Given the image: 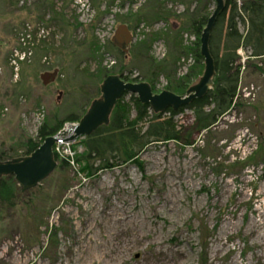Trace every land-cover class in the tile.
I'll return each instance as SVG.
<instances>
[{"label": "rangeland", "instance_id": "1", "mask_svg": "<svg viewBox=\"0 0 264 264\" xmlns=\"http://www.w3.org/2000/svg\"><path fill=\"white\" fill-rule=\"evenodd\" d=\"M214 8V0H0V151L35 140L44 124L82 118L99 96V70L120 65L111 43L119 25L134 29L128 50L160 31L179 33L182 46L193 49L191 23ZM140 9L145 16L137 24ZM169 46L160 37L149 56L171 59ZM123 55L131 79L147 83L144 65L130 50ZM246 61L240 107L194 146H149L139 157L142 169L127 164L87 178L75 162L81 138L63 142L58 153L55 145L53 174L23 194L16 186L17 205L0 209V264H264V167H231L264 146V59L249 68ZM201 65L191 85L203 74V59ZM193 68L200 66L185 53L176 79ZM54 72L55 81L43 86L40 76ZM164 75L154 94L164 90ZM175 121L191 126L194 114L187 110ZM60 160L69 162L66 169Z\"/></svg>", "mask_w": 264, "mask_h": 264}, {"label": "trees", "instance_id": "2", "mask_svg": "<svg viewBox=\"0 0 264 264\" xmlns=\"http://www.w3.org/2000/svg\"><path fill=\"white\" fill-rule=\"evenodd\" d=\"M160 14L158 16H163ZM144 16L141 9L135 13L136 23H141ZM210 16L211 13H198L196 20L191 23V28L197 38L193 49L184 48L179 33L173 31L167 34H163L162 31L153 33L144 41L131 46L129 50L132 60L144 65L146 71L142 78L151 86L153 93H156V83L160 75L165 74L166 76L164 90L180 96L200 76L202 58L199 54V37ZM129 29L134 32L132 27ZM160 37L166 39L170 45L168 48L174 52V57L171 59L166 57L157 63L149 56V52L154 41ZM240 49L247 54L246 68L252 65V61L260 63V60L264 59V0H225L224 12L217 19L211 31L209 50L216 74L213 79V89L204 98L194 100L189 106L178 111L168 109L162 114H154L149 106L142 105L134 95L125 94L117 102L108 126H102L91 136L79 139V145L84 149L75 160L79 164L80 172L90 178L99 172L127 164H133L142 169L139 157L149 146L169 142L183 148L194 146L198 135L203 132L210 133L211 127L219 119L231 110L240 107L237 103L238 86L243 67L241 57L237 53ZM89 51L96 58L100 53L98 42L91 43ZM119 51L120 65L112 70H99L98 81L102 82L110 75H118L125 82L137 83V78L131 79V70L122 64L125 58L123 52ZM190 52L193 53L200 68H193L188 74L176 79L177 61L182 55ZM169 68H173L172 73L168 71ZM254 69L263 73L258 66H254ZM127 96H130L128 101L125 100ZM187 110L194 114V123L185 127L179 125L175 117ZM68 120H75V118L71 116ZM63 125L64 123L42 125L38 129L35 140L26 139L18 145L0 151V160L7 161L30 155L43 143L45 138L56 135ZM55 158L59 160L56 155ZM59 162L61 170L66 169L69 163L61 160ZM260 164L264 167V146L262 144L243 163L236 162L231 167L241 166V168L250 169ZM18 198V188L13 177L0 179V209L14 208ZM202 264H206V261Z\"/></svg>", "mask_w": 264, "mask_h": 264}, {"label": "water", "instance_id": "3", "mask_svg": "<svg viewBox=\"0 0 264 264\" xmlns=\"http://www.w3.org/2000/svg\"><path fill=\"white\" fill-rule=\"evenodd\" d=\"M215 8L208 18L200 36V56L203 59L204 71L197 83L191 85L185 94L180 96L163 90L154 94L148 83H131L123 81L118 75L106 77L99 87V96L91 101L82 118L73 124H65L54 136L45 138L43 143L30 155L0 160V179L13 177L20 192L34 190L46 181L57 168L53 147L58 139L73 142L77 138L91 136L102 126H108L111 114L118 101L125 94L134 95L142 105L149 106L154 114H162L166 110L178 111L189 106L194 100L204 98L213 89L215 66L210 54L209 43L211 31L225 9V0H214ZM133 41V36L125 25H119L111 43L124 54ZM56 72L44 73L40 76L43 86L53 83Z\"/></svg>", "mask_w": 264, "mask_h": 264}, {"label": "built area", "instance_id": "4", "mask_svg": "<svg viewBox=\"0 0 264 264\" xmlns=\"http://www.w3.org/2000/svg\"><path fill=\"white\" fill-rule=\"evenodd\" d=\"M238 53H239V55L242 57V60H243V62H244V60L246 59V58H244L243 57V53L241 52V50H239L238 51ZM63 142H65L63 139H58L57 140V142H56V146H55V148H54V150L57 152L58 151V149H59V147L62 145V144H64ZM58 153V152H57Z\"/></svg>", "mask_w": 264, "mask_h": 264}, {"label": "bare ground", "instance_id": "5", "mask_svg": "<svg viewBox=\"0 0 264 264\" xmlns=\"http://www.w3.org/2000/svg\"><path fill=\"white\" fill-rule=\"evenodd\" d=\"M62 139V138H61ZM65 141V140H64Z\"/></svg>", "mask_w": 264, "mask_h": 264}]
</instances>
